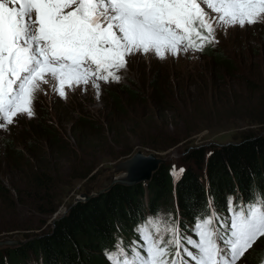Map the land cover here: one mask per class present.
I'll list each match as a JSON object with an SVG mask.
<instances>
[{"label": "snow or ice", "instance_id": "6c2138e0", "mask_svg": "<svg viewBox=\"0 0 264 264\" xmlns=\"http://www.w3.org/2000/svg\"><path fill=\"white\" fill-rule=\"evenodd\" d=\"M69 7L73 10L66 11ZM260 22L264 0H0V128L18 115L33 116L35 94L49 80L64 98L65 86L91 82L98 90L97 81L118 82L116 72L137 52L166 59L203 51L218 43L217 27L226 31ZM183 171L174 169L173 175ZM230 211L223 231L214 226L215 212L198 219V241L182 237L178 225L149 218L142 229L146 256L136 248L126 251L120 241L106 255L111 264H236L264 237V193ZM162 231L171 238L165 241Z\"/></svg>", "mask_w": 264, "mask_h": 264}, {"label": "trees", "instance_id": "16d2710c", "mask_svg": "<svg viewBox=\"0 0 264 264\" xmlns=\"http://www.w3.org/2000/svg\"><path fill=\"white\" fill-rule=\"evenodd\" d=\"M258 46V56H264V40ZM202 53L214 61V65H216L215 71L212 69L214 74L219 73L217 70L220 69V66L226 67V75L230 79L238 84L242 83L252 94H257L264 100V67L255 68L257 75L251 72L250 77H247L244 76L243 71L239 72L238 62L233 61L222 49L209 46ZM251 56L253 54H245V57ZM262 60L264 62V58ZM247 67L244 66V70ZM259 69H262L261 75L258 73ZM162 73H154L152 80L149 79V84L150 86L152 84L158 99L155 107L159 114L171 112L180 116L181 111L188 114L191 109L197 112V114L189 115L191 119L183 124V132L178 130L175 136L168 135L170 138L166 137V143H162V146H165L163 149L187 141L202 129V124L212 120L210 119L211 114L217 117L225 116V114L231 115L230 109H224L223 112L221 110L220 105L228 103L229 97L227 94H222L218 90L219 88L218 91H215L214 96H211L212 104L209 100L207 104H204L207 114H199L196 102L203 99L204 94L201 91L206 90L205 87L201 88L199 74L194 76V80L188 78L187 82L178 84L171 83V77L162 76ZM218 77L217 82L224 81L222 76ZM192 85L198 86L200 92L195 91L191 94L187 91L190 90L188 86L192 88ZM218 85L220 86V84L213 86L212 90L208 89L213 92ZM257 86L261 88H257ZM178 91H185V93L177 95L181 101L180 106L176 105L178 102L174 99ZM127 93L129 99L123 103L115 95L111 96L115 105H112L108 115L105 116L106 125L110 128L105 130L104 124L93 119H82L79 126L77 125L80 135L77 137L76 147L70 149L71 155L76 159L70 165L68 178L85 179L89 177L93 173L95 165L94 161L88 160L82 165L84 157L94 159L93 150L102 149L109 143L108 138H105L106 134L116 142V139L122 137L123 134L119 130V126L130 125L133 122L132 119H136L135 115L139 113L138 108L142 99L138 100L137 94L129 89ZM120 98L122 101L121 96ZM141 106L144 107V104L142 103ZM228 106L229 104H227ZM225 111L226 113H224ZM219 113L222 114L218 115ZM112 118L115 124H112ZM246 121L262 127L259 130L260 133H257V129H250L242 133L240 141L216 145L210 149L188 146L186 149L189 151L188 155L190 154L188 157L190 167L185 168L178 178L173 175L172 167L162 164L153 174L151 181L146 184L141 183L131 187L115 185L105 193L70 206L66 214L52 222V226L47 232L35 235V239L23 246L0 250V264H31L30 255L41 257L42 264H110L102 256H105L104 248L112 247L118 241L121 242L124 235L131 236L132 234L129 235L128 231L132 232L133 228L143 222L147 213L155 215L163 208L169 210L175 202L178 207L176 214L180 220L182 237L190 232V228H195L198 219L203 220L212 212L218 216L215 221L217 228L223 231L221 222L230 217V208L241 202L247 203L257 194L264 193V111L257 116L249 117ZM133 124L131 123V125ZM28 130L17 135V139L13 136L9 137L1 145L3 157L7 158L6 160L11 159L9 161L21 163L20 167L23 169L20 173L24 175L21 180L24 187L17 191L19 200H16L0 182V198H5L2 203H8L7 209L9 210L16 207L17 204L29 205L37 212L50 216L56 213L58 206L62 203L61 195L64 193V188L59 185H64L65 180L57 181L59 185H55L54 180L57 176L55 170L34 167V161L41 157L38 153L42 149L40 147L41 138L44 135L49 137L56 146L61 143L60 129L58 125L55 127L53 122L49 124L48 121L43 120L36 128H31L29 133H27ZM84 130L94 132L88 142L86 141L87 148L83 143L85 134L82 132ZM95 142L98 145H94ZM190 147H192L191 150ZM69 148L68 146L64 150L68 154ZM75 148L76 151H79L78 155L81 156L78 167L79 156H77ZM24 149L29 154L26 161H24ZM58 151L60 150L56 147L55 152ZM77 168L78 170H76ZM237 192L241 197L237 195ZM1 230H6V232L26 230V226L19 227L10 223L9 226ZM263 252L264 249L255 256L254 260H248L250 256L248 254L246 261H249L250 264H258L264 256Z\"/></svg>", "mask_w": 264, "mask_h": 264}, {"label": "rangeland", "instance_id": "374dc122", "mask_svg": "<svg viewBox=\"0 0 264 264\" xmlns=\"http://www.w3.org/2000/svg\"><path fill=\"white\" fill-rule=\"evenodd\" d=\"M73 7L67 8L66 11H72ZM206 11L210 10L206 9ZM215 38L218 43L206 45L208 47L212 46L222 49L233 61L238 62L237 66L238 68L240 67L239 72L243 71L244 76L250 77L251 72L257 75L254 69L257 67H264V62L262 60L264 56H258L259 53H257L259 51V43L264 40V22L251 25L246 24L244 28L237 25L233 28H228L226 31L217 27ZM203 51H181L175 56L166 54V59H160L152 52L146 55L137 52L135 55L126 57L127 66L116 72V75L120 76L118 82L111 79H109L107 83L102 80L97 81L100 85L98 90L93 87L91 82H89L87 86L83 84L74 88L65 86L67 98L61 97L58 91L54 90V81L49 80L47 84H42V91L36 92L32 104L34 115L31 117L26 114L18 115L13 124L8 125L6 128H0V182L10 191L11 195L16 200H19L17 191L22 190L24 187L21 181L24 175L20 173L23 167H20L21 163L9 161L11 159L6 160L7 158L3 157L1 145L4 140L9 137L13 136L17 139L16 136L22 132H26L29 127L30 129L36 128L43 120L48 121L49 124L53 122L55 127L57 125L59 126L61 143L56 146L49 137L44 135V137L41 138L42 142L40 147L42 149L38 153L41 157L34 161V167L38 166L46 170L54 169L57 175L54 180L55 185H59L57 181L65 180L63 183L64 185H59L64 188V193L61 195L62 203L58 206L56 213L47 216L37 212L29 205L17 204L16 207L9 210L7 209L8 203H2L5 201V198H0V240L9 239L21 242L18 246H5L0 248V250L23 246L35 239V235L47 232L52 226V222L60 218L61 215L66 214L70 206H74L79 202H85V196H95L96 193L105 190L107 188V178L122 176L123 172H118V167L139 151L145 156L154 154L158 159L163 161L164 165L170 168L172 167L179 173L180 169L185 170V168L190 167L188 158L190 154L188 155L189 151L186 149L188 146L192 145L210 149L216 145L240 141L242 133L250 129H257V133H260L259 130H261L262 127L260 128L258 125L250 124L246 120L264 111V100L259 98L257 94H252L242 83L238 84V82L230 79L228 75H226V67L220 66L221 70H217L219 73L216 72V74H214L212 69L215 71L216 65H214V61H212L210 57L203 55ZM245 54H253V56L245 57ZM244 66L248 67L244 70ZM160 72H163L161 74L162 76H170L171 83L175 82L178 84L187 82L188 78L194 80V76L199 74L198 79L202 85L201 88L205 87L207 90L203 89V91H201L204 97L196 102L199 108V114H207V111L204 109V104H207L208 100L210 104H212L211 96H214L215 91L219 90L222 94H227L229 97L228 103L220 105L221 110L223 112L224 109H230L229 113L231 115L225 114V116L217 117L211 114L210 119L212 120L206 124H202V129L191 136L187 141L163 149L165 146H162V143H166V137L170 138L168 135L175 136L178 130L183 132V124L187 122L188 119H191L189 115L197 114V112L191 109V112L188 114H184L185 111H181L180 116L171 112H161L159 114V111L155 107L158 99L155 96L152 84L150 86L149 83L154 73L160 74ZM258 73L261 75L262 69H259ZM218 76H222L224 81L217 82ZM94 79L95 77H93V80ZM217 84H220V86L218 85V87L211 92L210 90H212V87ZM188 87L190 90L187 91L191 92V94L195 91H199L196 85H192V88H190V86ZM257 88L261 87L257 86ZM128 89L137 94L138 100L142 99V101L140 100L141 105L142 103L144 104V107L139 105V113L135 115L136 119L131 118L133 121L131 123L134 124L131 125L130 123V125L119 126V130L123 134L122 137L116 139V142L106 134L105 138H108L107 141L109 143L102 149L93 150L92 156L94 159L87 158V156L84 157L82 165L87 160L90 162L94 161L93 164L95 167L93 168V173L89 177L85 179L68 178L67 175L70 171V165L73 164L76 159V157L71 155L70 149H74L77 145V137L80 135V133H78L79 123H81L82 119H93L104 124L105 130L110 128L106 125L105 116L108 115L107 113H109V109L112 105H115L111 96L115 95L119 98L120 102L123 103V101L129 99L127 93ZM179 93L183 94L185 91L177 92L174 98L175 101L178 102L176 103L177 106H180L181 102L177 97ZM120 96L122 97V101ZM227 104H229L228 107ZM224 113H226V111ZM221 114L222 113H219L218 115ZM112 124H115L113 118ZM204 125H206V127H204ZM30 129L27 133H29ZM77 129L78 131L76 132ZM82 133L85 134L83 143L87 148L88 139H90V136L94 134V132H91V130H84ZM94 145H98V143L95 142ZM68 146L70 147L69 154L67 151H64ZM56 147L60 151L55 152ZM191 149L192 147H190V150ZM23 152L25 155L21 154L25 156L24 161H26V158H29V154L26 149H24ZM78 152L79 151H76L77 156H79V160L77 159V167L78 165L80 166L81 158ZM67 157H70V159H67ZM76 170H78V168ZM78 173L79 172L76 174ZM144 183L146 184L147 182ZM173 209L176 210L175 204H173ZM149 218L159 217L148 215L145 224L139 231H128L129 235H133L129 237L124 235V239L121 238V242L126 251L136 247L135 244L137 245L139 243V239L143 240L144 233L142 229L148 227L147 221ZM159 219L166 222L161 218ZM23 222L27 223L24 224ZM10 223L19 227L26 226V230H16L13 232L1 230L9 226ZM168 224L173 226L171 223ZM154 227L155 225L152 226L153 230ZM161 235L165 236V233L162 231ZM187 237H191L193 240H199L196 233L187 235ZM167 238L169 240L171 237L167 234L165 241H167ZM186 246L192 247L187 243ZM262 249H264V237H260L252 248L244 253L238 264H250L249 261H246L247 255L252 251L248 260H254L255 256H257ZM136 250L139 251L141 255L146 256V253L139 249V246H137ZM170 252L172 253V251ZM102 256L109 262L106 256ZM29 258L31 259V264H36L37 260L42 263L41 259L36 255H30ZM168 259L171 261V256H169ZM260 260L261 261L257 263L264 264V256ZM109 263L111 264V262Z\"/></svg>", "mask_w": 264, "mask_h": 264}, {"label": "water", "instance_id": "95a60500", "mask_svg": "<svg viewBox=\"0 0 264 264\" xmlns=\"http://www.w3.org/2000/svg\"><path fill=\"white\" fill-rule=\"evenodd\" d=\"M162 164L163 161L161 159H158L154 154L145 156L141 151H139L132 158L122 163L118 167L119 169L118 172H123L122 176H118L117 178H111V177L107 178L106 179L107 188L105 190L100 191L99 193H96L95 196L109 191L115 185H123V186L131 187L141 184L143 182H150L153 177V174L160 168V165ZM141 165H145L147 170L146 171L144 170L141 173V175L133 173V169H136V171L139 173L140 171H138L137 168L138 167L140 168ZM129 171H130V175H128ZM93 196L94 195L85 196V199L88 200ZM19 243L21 242L9 240V239L0 240V248L5 246H9V247H13L16 245L18 246Z\"/></svg>", "mask_w": 264, "mask_h": 264}, {"label": "bare ground", "instance_id": "6f19581e", "mask_svg": "<svg viewBox=\"0 0 264 264\" xmlns=\"http://www.w3.org/2000/svg\"><path fill=\"white\" fill-rule=\"evenodd\" d=\"M144 166H145V165H141L140 168L137 166V167H138L137 169H138V171H140V172L138 173V172L136 171V169H133V173H136V174H138V175H141V173H142L144 170H145V171L147 170V169H146V166H145V169H144ZM125 174H126V173H125ZM128 175H130V171L128 172Z\"/></svg>", "mask_w": 264, "mask_h": 264}]
</instances>
